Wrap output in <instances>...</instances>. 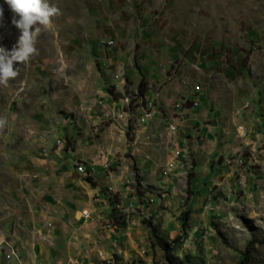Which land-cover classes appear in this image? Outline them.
Returning a JSON list of instances; mask_svg holds the SVG:
<instances>
[{"label": "rangeland", "instance_id": "374dc122", "mask_svg": "<svg viewBox=\"0 0 264 264\" xmlns=\"http://www.w3.org/2000/svg\"><path fill=\"white\" fill-rule=\"evenodd\" d=\"M47 2L0 85V264H264V0Z\"/></svg>", "mask_w": 264, "mask_h": 264}, {"label": "clouds", "instance_id": "9594fccd", "mask_svg": "<svg viewBox=\"0 0 264 264\" xmlns=\"http://www.w3.org/2000/svg\"><path fill=\"white\" fill-rule=\"evenodd\" d=\"M13 16L12 23L20 30L16 45L11 50L0 47V85L7 87L10 80L19 75L17 65L27 62L37 54L35 36L41 26L51 27L52 18L60 14V9L47 0H5ZM3 10L0 9V15ZM16 16L19 19H16ZM34 29V30H33ZM6 120L0 119V127Z\"/></svg>", "mask_w": 264, "mask_h": 264}, {"label": "trees", "instance_id": "16d2710c", "mask_svg": "<svg viewBox=\"0 0 264 264\" xmlns=\"http://www.w3.org/2000/svg\"><path fill=\"white\" fill-rule=\"evenodd\" d=\"M146 92V83H145V81H144V78L143 79H141V81L139 82V84H138V93L140 94V95H143L144 93ZM187 220H188V213H187V215L182 219V225L183 226H185L186 225V222H187ZM159 241V245L161 246V247H165V244L161 241V239H158Z\"/></svg>", "mask_w": 264, "mask_h": 264}, {"label": "built area", "instance_id": "2783aa9c", "mask_svg": "<svg viewBox=\"0 0 264 264\" xmlns=\"http://www.w3.org/2000/svg\"><path fill=\"white\" fill-rule=\"evenodd\" d=\"M80 170H82V167H80Z\"/></svg>", "mask_w": 264, "mask_h": 264}]
</instances>
